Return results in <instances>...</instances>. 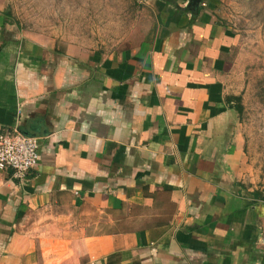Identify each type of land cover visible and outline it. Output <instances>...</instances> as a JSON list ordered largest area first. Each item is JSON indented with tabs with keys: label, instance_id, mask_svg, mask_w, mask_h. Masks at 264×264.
Wrapping results in <instances>:
<instances>
[{
	"label": "crops",
	"instance_id": "obj_1",
	"mask_svg": "<svg viewBox=\"0 0 264 264\" xmlns=\"http://www.w3.org/2000/svg\"><path fill=\"white\" fill-rule=\"evenodd\" d=\"M128 47L29 32L0 9V133L39 140L0 170V264H264V197L233 100L221 0H141Z\"/></svg>",
	"mask_w": 264,
	"mask_h": 264
},
{
	"label": "rangeland",
	"instance_id": "obj_2",
	"mask_svg": "<svg viewBox=\"0 0 264 264\" xmlns=\"http://www.w3.org/2000/svg\"><path fill=\"white\" fill-rule=\"evenodd\" d=\"M24 30L108 50L149 34L155 18L141 0H0ZM218 18L238 33L235 106L249 157L247 185L264 197V0H221Z\"/></svg>",
	"mask_w": 264,
	"mask_h": 264
},
{
	"label": "built area",
	"instance_id": "obj_3",
	"mask_svg": "<svg viewBox=\"0 0 264 264\" xmlns=\"http://www.w3.org/2000/svg\"><path fill=\"white\" fill-rule=\"evenodd\" d=\"M39 140L23 134L18 129H6L0 133V170H8L14 178L24 180L37 167Z\"/></svg>",
	"mask_w": 264,
	"mask_h": 264
},
{
	"label": "water",
	"instance_id": "obj_4",
	"mask_svg": "<svg viewBox=\"0 0 264 264\" xmlns=\"http://www.w3.org/2000/svg\"><path fill=\"white\" fill-rule=\"evenodd\" d=\"M203 0H190V6L194 9H197Z\"/></svg>",
	"mask_w": 264,
	"mask_h": 264
},
{
	"label": "trees",
	"instance_id": "obj_5",
	"mask_svg": "<svg viewBox=\"0 0 264 264\" xmlns=\"http://www.w3.org/2000/svg\"><path fill=\"white\" fill-rule=\"evenodd\" d=\"M237 109H238V111L241 113L242 112V106L241 105H238L237 106Z\"/></svg>",
	"mask_w": 264,
	"mask_h": 264
}]
</instances>
